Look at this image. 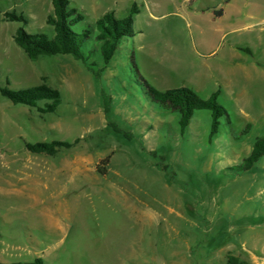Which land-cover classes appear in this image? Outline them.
<instances>
[{"label":"rangeland","instance_id":"1","mask_svg":"<svg viewBox=\"0 0 264 264\" xmlns=\"http://www.w3.org/2000/svg\"><path fill=\"white\" fill-rule=\"evenodd\" d=\"M70 2L83 7L77 31L107 10L124 18L136 3L135 36L121 41L107 66L96 43L83 46L99 78L70 56L31 61L13 36L19 27L50 35L51 0H0V85L46 83L62 95L50 115L0 96V261L264 264V157L235 170L264 136V0ZM214 11L227 14L213 20ZM11 12L28 24L7 22ZM222 37L227 46L216 56H197L193 47L205 52ZM133 53L158 90L187 87L203 99L220 91L229 119L212 142L209 111L195 112L182 136L179 114L146 100ZM77 139L54 157L26 149Z\"/></svg>","mask_w":264,"mask_h":264},{"label":"trees","instance_id":"2","mask_svg":"<svg viewBox=\"0 0 264 264\" xmlns=\"http://www.w3.org/2000/svg\"><path fill=\"white\" fill-rule=\"evenodd\" d=\"M52 13L47 16L46 25L51 28L52 33H30L19 27L14 36V42L31 61L40 58L70 56L75 61L82 63L86 69L96 78L100 77L99 72L94 69L96 64H90V54L85 55L82 51L87 43L94 42L98 45L104 66L112 61L119 49L121 41L125 38L134 37L133 24L136 15L139 14V7L134 3L124 18H117L114 11L102 15L94 25H88L83 30L77 31L75 27L83 24L85 16L78 9L71 7L70 0H51ZM224 15V11L216 14L217 17ZM7 22L28 24L27 18L17 15L14 12L5 13ZM132 70L137 75L138 85L142 88L146 100L158 108L179 114L180 134L183 136L191 123L195 112L207 110L211 114V126L209 142L219 134L221 119H229L226 109L219 103L220 91L212 93L207 99L201 98L196 92L187 87L168 89L161 91L152 86L139 72L135 61L134 53L130 57ZM0 96L7 99L14 106H25L36 109L41 115L55 114L62 104V95L58 89L46 83L23 88L12 89L6 80V85H0ZM43 103V106H39ZM105 111L109 108L105 105ZM52 141L26 144V149L32 154L47 155L54 157L63 150H70L79 143ZM264 157V136L257 139L253 150L243 163L235 167L237 172H247ZM110 157L104 159L101 173L106 175V166ZM0 264H45L43 258H36L31 262H12ZM228 264H240L237 258L231 257Z\"/></svg>","mask_w":264,"mask_h":264},{"label":"crops","instance_id":"3","mask_svg":"<svg viewBox=\"0 0 264 264\" xmlns=\"http://www.w3.org/2000/svg\"><path fill=\"white\" fill-rule=\"evenodd\" d=\"M229 1V3H230V0H228ZM225 3H227V2H225ZM228 3V4H229ZM83 7H81V9H82ZM84 8H85V10H84V12H88L89 11V8L90 7H87V6H84ZM94 9V7L92 6L91 7V9ZM81 9H80V11H81ZM92 9V10H93ZM109 11H114V10H107L106 12H102V14H100L99 16H98V18H97V20L102 16V15H104L105 13H107V12H109ZM220 11H214V12H212V18H213V20H216V19H221V18H223V17H225L226 16V11H224V15L223 16H221V17H217L216 16V14L217 13H219ZM96 20V21H97ZM225 37H222L221 39H218V40H216V41H211V42H209L208 43V45L206 44V47H205V52L204 51H202L200 48H201V46H200V48H199V46H196V47H193V49H194V51L196 52V54H197V56H199V58H203L204 60H207V58H212V56H216L218 53H217V48H219V47H222V48H225L226 46H227V44H226V41H225V39H224ZM229 44V43H228ZM239 46H241V45H234V44H230L229 45V47H232L233 49H239ZM202 48H203V46H202ZM204 49V48H203ZM240 50V49H239ZM201 60V59H200ZM163 78L164 79H167V80H169V77H167V76H163ZM165 87H168L167 85H164ZM166 90H168V89H166ZM163 91H165V90H163Z\"/></svg>","mask_w":264,"mask_h":264}]
</instances>
